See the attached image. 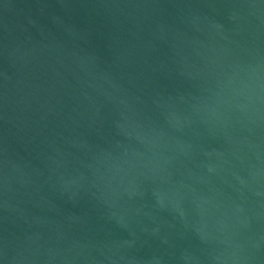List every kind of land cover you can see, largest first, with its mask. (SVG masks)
I'll use <instances>...</instances> for the list:
<instances>
[{"label":"water","instance_id":"95a60500","mask_svg":"<svg viewBox=\"0 0 264 264\" xmlns=\"http://www.w3.org/2000/svg\"><path fill=\"white\" fill-rule=\"evenodd\" d=\"M0 264H264V0H0Z\"/></svg>","mask_w":264,"mask_h":264}]
</instances>
